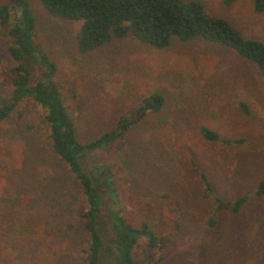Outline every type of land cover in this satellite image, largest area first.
<instances>
[{
	"label": "rangeland",
	"instance_id": "1",
	"mask_svg": "<svg viewBox=\"0 0 264 264\" xmlns=\"http://www.w3.org/2000/svg\"><path fill=\"white\" fill-rule=\"evenodd\" d=\"M28 1L34 42L55 64L51 79L80 142L115 130L119 118L132 115L152 93L164 99L158 111L130 125L123 140L87 150L81 160L85 171L106 167L96 176L105 242L115 212L159 237L155 245L138 239L133 264H264V195L256 193L264 180V73L257 65L201 37L173 36L156 48L127 35L81 52L82 20L52 15L40 0ZM184 1H199L206 14L264 41V10L256 11L252 0ZM11 45L0 28V105L12 89L6 77L16 64ZM36 55L31 65L25 61L33 81L47 71ZM45 113L24 98L0 122V264H86V196L52 148ZM202 126L222 139L243 141L205 139ZM240 196L246 201L232 210ZM104 246L97 264H116L110 243Z\"/></svg>",
	"mask_w": 264,
	"mask_h": 264
},
{
	"label": "trees",
	"instance_id": "2",
	"mask_svg": "<svg viewBox=\"0 0 264 264\" xmlns=\"http://www.w3.org/2000/svg\"><path fill=\"white\" fill-rule=\"evenodd\" d=\"M8 1L9 3L0 4V28H6L10 36L12 45L9 51L16 64L9 69L10 73L6 76L11 78L12 89L8 101L0 105V122L5 120L24 98L34 100L45 109L44 118L49 125L52 148L64 161L86 196L87 207L83 214L84 228L88 236L86 264H97L100 251L108 242L110 246L107 250L114 253L116 264H133L131 251L138 239L145 237L149 245H155L159 243V237L150 231L146 224L140 228L132 227L122 216L114 212L112 219L108 221L112 234L105 242L98 224L104 199L97 190L101 182L96 180V176L104 173L106 167L101 165L102 167L88 168L89 171H85L81 160L87 150L102 148L114 141L123 140L130 125L147 112H155L162 107L163 96L156 92L152 93L132 115L120 117L115 130L105 131L90 142H80L61 95L51 79L55 64L39 50L41 45L34 42L35 17L29 1ZM40 2L52 15L83 21L78 38V48L81 52L105 44L112 38L127 35H132L138 41L156 48L167 46L173 36L180 40L201 37L232 48L240 56L253 61L264 73V41L246 38L226 18L206 14L199 1L40 0ZM233 2L235 0H223L225 5H231ZM252 2L256 11L264 10V0ZM38 52L47 65V71L41 73L37 69L40 78L33 81L29 65L37 59ZM41 77L46 78L42 80ZM239 104L245 112L249 111L244 102ZM200 131L208 140H221L227 144L243 141L242 138L222 139L217 132L205 126H202ZM192 170L205 182V188L209 191L211 188L205 174L193 160ZM100 180L102 183L105 181L102 178ZM256 193L264 195V180L259 183ZM245 201L246 196L238 197L231 207L232 210L239 209ZM209 224L213 225L214 221L210 220Z\"/></svg>",
	"mask_w": 264,
	"mask_h": 264
}]
</instances>
